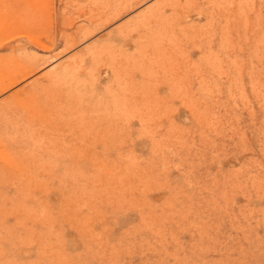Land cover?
I'll list each match as a JSON object with an SVG mask.
<instances>
[{"label": "rangeland", "instance_id": "1", "mask_svg": "<svg viewBox=\"0 0 264 264\" xmlns=\"http://www.w3.org/2000/svg\"><path fill=\"white\" fill-rule=\"evenodd\" d=\"M0 264H264V0H0Z\"/></svg>", "mask_w": 264, "mask_h": 264}]
</instances>
